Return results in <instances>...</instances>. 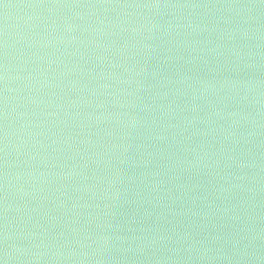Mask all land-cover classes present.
<instances>
[{
  "label": "water",
  "instance_id": "95a60500",
  "mask_svg": "<svg viewBox=\"0 0 264 264\" xmlns=\"http://www.w3.org/2000/svg\"><path fill=\"white\" fill-rule=\"evenodd\" d=\"M33 3L0 0V264H264V4Z\"/></svg>",
  "mask_w": 264,
  "mask_h": 264
},
{
  "label": "snow or ice",
  "instance_id": "6c2138e0",
  "mask_svg": "<svg viewBox=\"0 0 264 264\" xmlns=\"http://www.w3.org/2000/svg\"><path fill=\"white\" fill-rule=\"evenodd\" d=\"M121 3V0H37V3H33V6H59V7H75L78 4H119ZM260 3L264 4V0H260ZM6 65L0 64V70L5 68ZM7 77L3 74L2 71H0V84L6 79ZM3 89L0 88V92H2ZM6 101L3 99H0V105L5 104ZM2 114V113H0ZM0 152L6 153V129H4L2 126H0ZM0 160H3V163H7L6 159H3V157H0ZM6 197L4 195H0V207L3 206V203L5 201ZM6 211V209H4ZM5 227V225H0V229Z\"/></svg>",
  "mask_w": 264,
  "mask_h": 264
},
{
  "label": "clouds",
  "instance_id": "9594fccd",
  "mask_svg": "<svg viewBox=\"0 0 264 264\" xmlns=\"http://www.w3.org/2000/svg\"><path fill=\"white\" fill-rule=\"evenodd\" d=\"M6 255H7V253H6Z\"/></svg>",
  "mask_w": 264,
  "mask_h": 264
}]
</instances>
